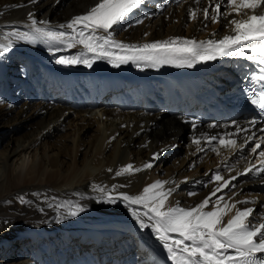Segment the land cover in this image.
<instances>
[{"label":"bare ground","instance_id":"obj_1","mask_svg":"<svg viewBox=\"0 0 264 264\" xmlns=\"http://www.w3.org/2000/svg\"><path fill=\"white\" fill-rule=\"evenodd\" d=\"M97 2L0 0V43L7 42L4 37L10 32L28 31L30 13L37 21H47L53 30L70 32L59 25L86 14ZM215 2L200 0L197 5L195 0H146L112 36L118 42L137 46L176 37L197 42L219 40L230 34L227 21L222 19L209 26L211 20H204L202 12L197 13L195 20L189 16L190 9H203ZM81 51L82 46L77 45L71 49L61 47L53 54L45 44L18 43L8 54H0V98L4 100L0 130L4 129L7 137L13 139L21 129H29L1 153L0 202L8 203L12 190L19 187L25 189L26 197L36 206L47 204V198L38 201L31 195L35 191L49 196L57 193L60 198L55 203L58 212L42 215L40 210H29L30 214L24 217L8 216L10 226L0 229V263L74 264L69 254L77 246L67 244L70 239L93 242L92 235L104 236L110 229H117L126 241L120 264H173L151 230L140 229L121 194L137 196L155 181H169L165 190L172 189V194L166 208L177 204L186 209L194 207L217 186L208 183L217 171L228 180L253 164L261 167L257 156L250 154V143L243 148L245 160L240 158V150L218 146L217 154L211 150L212 145L204 142L208 136L234 131V124L248 126L249 120L212 117L210 113L218 110L215 98L223 87L216 76L185 82L176 76L172 65L151 67L143 62H128L113 67L107 60H96L88 68L55 62L61 56L78 55ZM144 87L147 91L155 89L156 94L146 98ZM200 109L207 113L204 121L194 116ZM71 114L76 119H72L71 132L63 136L65 141L58 144V140L55 147L48 144L50 137L64 128L62 120L70 122ZM193 120L197 121L195 131ZM212 124L219 127L210 128ZM261 127L253 128L257 142L264 137ZM94 128L95 140L85 142L84 132ZM194 136L201 139L202 151L192 143ZM237 139L242 142L243 134ZM157 153L159 158L153 159ZM149 162L153 167L144 169ZM128 164L142 170L115 176V171ZM96 186L107 187L115 202H104L107 196ZM219 195H224L229 204L250 201L237 203V208L252 207L254 215L250 219L264 222V174L254 170ZM77 206H84L83 211L70 215ZM132 208L145 210L138 205ZM210 208L211 205L206 210ZM234 212L233 209L224 221ZM18 221L20 224H15ZM16 226L20 227L17 236Z\"/></svg>","mask_w":264,"mask_h":264},{"label":"snow or ice","instance_id":"obj_2","mask_svg":"<svg viewBox=\"0 0 264 264\" xmlns=\"http://www.w3.org/2000/svg\"><path fill=\"white\" fill-rule=\"evenodd\" d=\"M145 2L146 0H98L86 14L73 17L66 25H59L60 29H68L71 30L70 32L53 30L48 27L47 21H37L30 13L29 30L6 34L4 39L7 42L0 43V54H8L18 43L45 44L53 54L60 51L61 47L71 49L80 45L83 51L78 55L61 56L55 62L60 65L83 64L88 68H91L96 60H107L113 67L128 62H143L151 67L171 64L177 68H190L196 63L215 61L218 57L245 59L259 68L258 74L253 73L247 77L249 84L259 85L256 89H246V92H251L247 99L264 113V0H216L214 5L210 3L209 7L190 9L189 16L193 20L197 19L198 12H202L206 21L209 19L212 23H220L222 19L227 21L230 34L224 35L219 40L197 42L193 39L176 37L139 46L114 40L112 33L115 29L121 26L135 10L143 7ZM195 3L198 5L200 0H195ZM233 14H235L234 18L228 20ZM137 23L142 21L138 20ZM113 49L120 50V54H114ZM247 123L248 126L234 124L232 125L234 131L219 136H208L204 142L212 145L211 150L217 154H219L218 146L240 150V158L246 160L247 156L243 154V148L253 142L255 138L253 128L258 121L252 119ZM191 124L195 131L197 121L193 120ZM209 127L219 126L212 124ZM259 131L264 133V127ZM242 134L243 140L238 143L237 137ZM259 140L260 142L252 144L250 154L257 156L261 167L257 168L253 164L240 175H248L254 170L258 174H264V147H262L264 137ZM192 143L198 146V150H203L199 147L202 143L201 139L194 136ZM158 158V153L153 155V159ZM152 167L151 162L143 166L144 169ZM141 170L128 164L115 171V176ZM108 171L113 170L108 169ZM236 179L237 177L233 176L225 180L217 171L210 176L208 182L217 186L202 202L188 209L178 204L166 208V202L172 194V189L165 190V185L169 181H155L145 187L142 194L137 196L121 194V198L127 202L126 206L131 210L140 229L151 230L169 254L173 264H264V222L254 223L250 219L254 215L252 207L237 208V203L249 204L250 201L229 204L224 195L217 196V193L229 188ZM221 181L222 183H219ZM208 183L204 186L207 187ZM96 188L106 194L107 199L104 202H115L107 187L96 186ZM213 197L216 199L213 200ZM21 202H24L23 197ZM133 205L142 206L145 210L138 212L132 208ZM210 205V210H206ZM233 209L234 214L225 222L224 217ZM80 211H83V208L77 206L70 215L76 216Z\"/></svg>","mask_w":264,"mask_h":264},{"label":"rangeland","instance_id":"obj_3","mask_svg":"<svg viewBox=\"0 0 264 264\" xmlns=\"http://www.w3.org/2000/svg\"><path fill=\"white\" fill-rule=\"evenodd\" d=\"M224 9L222 8L221 11H223ZM210 23V24H209ZM208 24L209 26H212L214 23H212V21H210ZM120 34V33H119ZM17 93L13 94L14 96H16ZM19 98H23L22 96H18ZM3 101L0 98V107H3ZM36 102V100H34ZM18 110V109H17ZM97 116H100L99 111H95ZM31 113V111H30ZM29 113V114H30ZM72 119H76V116L74 114H71L70 116V122L69 119L65 121V118L62 120V122H64L63 125V129L61 131H59L58 133H55L54 136L50 137L48 144H51L52 146H56V144H60V142L63 140L65 141L63 136L68 135V133L71 132V128H72ZM66 123V124H65ZM71 123V124H70ZM35 124V123H34ZM33 124V125H34ZM77 125V123H75ZM66 128V129H65ZM29 130V129H28ZM25 129H21L20 131H18L15 136L13 137V139L8 138L7 134H5V130L1 129L0 130V156L1 153L3 152L5 146L9 143V144H15V141L18 139H22L25 135V133L28 131ZM94 130V131H93ZM93 130H86L84 132L85 136H84V141L85 142H91V140H95V136H97L96 130L95 128ZM69 131V132H68ZM16 138V139H14ZM94 138V139H93ZM91 139V140H89ZM59 140V141H58ZM58 141V142H57ZM255 141V140H254ZM257 141V140H256ZM57 142V143H56ZM56 143V144H55ZM254 143V142H253ZM252 143V144H253ZM51 145H48L49 147ZM249 147H252L251 143L249 144ZM184 150V149H183ZM183 150H181V152H183ZM42 154V151L40 152ZM39 154V152H38ZM38 158V157H37ZM41 194V195H40ZM32 196L35 197V199H39L38 201L44 202V200L47 198V204L42 203L41 205H35V202H31L29 201L30 199L28 197H26V191L23 187H19V188H15L12 190L11 193V198L8 199V203L4 204L2 202H0V229L4 228V227H8L10 226V218L8 216L10 215H14V217H24L29 213V210H34V211H42L43 214L42 215H47L49 213H55L58 212L56 211V202L57 200H59L60 198L58 197V194L56 193L55 195H48V194H42V192L39 193V191H35L31 194ZM40 195V196H39ZM14 197V198H13ZM21 197H23L24 202H21ZM31 203V204H30ZM33 204V205H32ZM35 205V206H34ZM85 206V205H84ZM84 206H80V207H84ZM37 208V209H36ZM24 209V210H23ZM45 211V212H44ZM27 212V213H26ZM102 213V212H101ZM20 214V215H19ZM17 221V220H16ZM15 224L19 225L20 222H16ZM2 227V228H1ZM19 226L14 227V229L16 230V233L14 234L15 236H17L19 234ZM3 242V238L0 237V244ZM0 260H2L1 258V254H0ZM4 261H7L5 259H3ZM2 264V263H0Z\"/></svg>","mask_w":264,"mask_h":264}]
</instances>
